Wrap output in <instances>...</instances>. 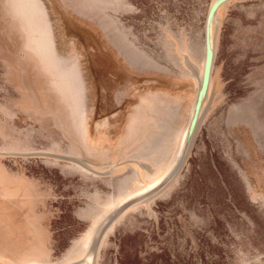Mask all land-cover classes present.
<instances>
[{"label":"rangeland","instance_id":"374dc122","mask_svg":"<svg viewBox=\"0 0 264 264\" xmlns=\"http://www.w3.org/2000/svg\"><path fill=\"white\" fill-rule=\"evenodd\" d=\"M0 264H264V0H0Z\"/></svg>","mask_w":264,"mask_h":264}]
</instances>
